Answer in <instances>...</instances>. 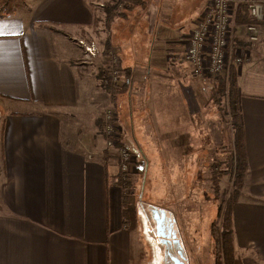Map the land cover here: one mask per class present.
Here are the masks:
<instances>
[{
	"label": "crops",
	"instance_id": "crops-1",
	"mask_svg": "<svg viewBox=\"0 0 264 264\" xmlns=\"http://www.w3.org/2000/svg\"><path fill=\"white\" fill-rule=\"evenodd\" d=\"M245 1L234 0L232 9L231 54H241L240 63L229 56L246 160L231 206L232 264H264V36L247 40ZM205 2L0 5V264H131L135 208L121 187L115 152L98 131L97 111L100 103L117 111L121 140L138 168L144 140L171 139L184 116L201 111L196 90L203 87L211 102L214 81L193 77L185 57ZM260 25L264 30V16ZM77 40L93 42L99 52L84 61ZM113 56L120 60L119 84L128 83L116 104L95 80Z\"/></svg>",
	"mask_w": 264,
	"mask_h": 264
},
{
	"label": "rangeland",
	"instance_id": "rangeland-1",
	"mask_svg": "<svg viewBox=\"0 0 264 264\" xmlns=\"http://www.w3.org/2000/svg\"><path fill=\"white\" fill-rule=\"evenodd\" d=\"M24 1L27 5L26 0H0V5L9 8L8 6L15 4L16 9L22 10ZM140 37L141 44H145V36ZM82 54L84 56V53ZM87 65L90 70V63ZM91 74H96V71L93 73L91 70ZM195 78L210 82L204 78ZM79 83L80 90H84V76L79 75ZM98 87L100 88V85ZM204 90L200 87L195 93L201 111L184 116L181 121L185 124L180 123L178 128L173 127V130H176L171 134V139L162 138L155 141L151 137L141 145L142 162L136 167L131 184L125 190L126 194L132 195L131 202L134 204L136 219V231L131 234V264L164 263L161 243L152 232L151 208L162 209L173 217L186 264L217 262L211 225L214 221L219 230L222 227L221 213L234 185L231 173L223 175L219 180V193L215 197L210 165L214 161H221V167L226 168L225 163L230 151V131L229 118L225 114L224 93L218 94L217 103H208ZM96 100L100 101L98 98ZM105 106L100 103L101 111L97 113H103ZM95 108L99 109L98 106ZM207 119L211 120V135L207 130ZM187 151H199L202 156L199 158V155L194 156ZM177 153L180 155L177 156ZM218 260L219 264H223L221 255Z\"/></svg>",
	"mask_w": 264,
	"mask_h": 264
},
{
	"label": "built area",
	"instance_id": "built-area-1",
	"mask_svg": "<svg viewBox=\"0 0 264 264\" xmlns=\"http://www.w3.org/2000/svg\"><path fill=\"white\" fill-rule=\"evenodd\" d=\"M246 12L250 22L245 25L247 40L255 42L263 35L260 21L264 16L262 0H246ZM234 0H206L202 13L190 30L185 42V57L190 65L189 73L193 77L215 81L219 77L227 78L230 72L229 56L232 63L241 61V54H231L232 9ZM84 53L83 60H91L99 52L93 42L77 40ZM264 45V38L262 39ZM120 60L113 56L110 64L109 77L112 81L120 78ZM109 106V107H107ZM105 106L101 116L102 137L107 150L115 152L121 187L136 170V156L123 144L122 129L118 123V113L111 106ZM128 189V188H127ZM126 189V190H127Z\"/></svg>",
	"mask_w": 264,
	"mask_h": 264
},
{
	"label": "trees",
	"instance_id": "trees-1",
	"mask_svg": "<svg viewBox=\"0 0 264 264\" xmlns=\"http://www.w3.org/2000/svg\"><path fill=\"white\" fill-rule=\"evenodd\" d=\"M247 13V12H246ZM246 15V14H245ZM247 16V22H250ZM246 22V23H247ZM260 23V22H259ZM108 46L105 47L104 54H107ZM110 65L109 63L104 67H100L98 69L97 78H100V86L109 94V100L111 103L116 104L115 101L118 96H120L126 87H128V83L124 80L123 84L120 83V78L117 81H112L109 77ZM123 77H128L129 74L125 69H122ZM121 75V74H120ZM122 77V76H120ZM224 93V98L226 102L225 114L228 116V126L229 130L232 134V141L230 140V151L226 161V168H222L221 161H214L211 163V183L213 184V193L214 196L217 197L219 193V180L220 178L227 174L231 173L233 175V185L234 189L231 191L229 197L226 199V203L222 210V222L221 228L217 227L216 223L213 221L211 225V236L213 238V245L215 256L217 259L216 264H219L220 255L222 256L223 264H232L234 259V251L233 245L231 241V206L238 195V189L241 188L243 183V177L245 172V152L243 149V136H242V124L240 118V109L238 105V90L236 83V74L233 68L230 69L229 76L227 79L218 78L214 81V85L212 86L211 91V102L217 103L219 101L218 94ZM119 123V122H118ZM98 131L102 135L101 128V119L98 120ZM121 144L124 145L122 140L120 139ZM137 167V166H136ZM120 177V176H119ZM122 182V181H121ZM125 189H127L131 181H126L123 183ZM122 185V184H121ZM126 198V195H125ZM127 202L124 200V209L123 214L127 217V210L125 208ZM221 208H219V212ZM225 260V263H224Z\"/></svg>",
	"mask_w": 264,
	"mask_h": 264
},
{
	"label": "flooded vegetation",
	"instance_id": "flooded-vegetation-1",
	"mask_svg": "<svg viewBox=\"0 0 264 264\" xmlns=\"http://www.w3.org/2000/svg\"><path fill=\"white\" fill-rule=\"evenodd\" d=\"M155 220L159 225V230L164 235L162 241H160V238L155 235L162 246V256L164 259L163 264H173L172 258L178 257L179 259H182L178 255V251L181 250L179 246V244L181 245V243L178 237L174 219L170 213H167L162 209H158L156 212ZM153 227L154 221L152 220V229ZM152 232H154V229ZM182 255L184 256L183 252Z\"/></svg>",
	"mask_w": 264,
	"mask_h": 264
},
{
	"label": "water",
	"instance_id": "water-1",
	"mask_svg": "<svg viewBox=\"0 0 264 264\" xmlns=\"http://www.w3.org/2000/svg\"><path fill=\"white\" fill-rule=\"evenodd\" d=\"M157 210H158L157 208H151V209H150V212H151V218H152V220L154 221V227H153V229H154V233H155V235H156L157 237L160 238L159 240L162 241L164 235H163V233L159 230V225H158V223H157L156 220H155ZM179 246H180V249H181V250L178 251V255H179L182 259H179L178 257L172 258L173 264H186V258H185V255H184V256L182 255V252L184 253L183 248H182V246H181L180 244H179Z\"/></svg>",
	"mask_w": 264,
	"mask_h": 264
}]
</instances>
